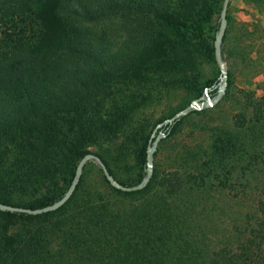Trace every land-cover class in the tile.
Segmentation results:
<instances>
[{"label":"trees","instance_id":"trees-1","mask_svg":"<svg viewBox=\"0 0 264 264\" xmlns=\"http://www.w3.org/2000/svg\"><path fill=\"white\" fill-rule=\"evenodd\" d=\"M216 1L181 0L180 8H174L170 0H0V103L7 107L0 121V165L13 156L7 171L9 186L41 185L58 175L67 176L69 186L80 158L94 153L87 147L121 131L133 109L128 98L112 103V81L121 67L138 83H168L188 62L189 49H203L214 59V42L210 44L206 37L190 30H203L212 22ZM118 13L152 15L161 28L148 25L131 54L116 61L119 52H109L110 41L104 32L97 35L84 22ZM219 22L220 18L217 26ZM216 82L217 78L206 81L196 98L206 87L215 89ZM240 113L238 139L218 137L211 157L202 161L198 150L176 156L173 173L156 183L160 194L125 212L103 198H79L82 174L70 198L54 211L34 215L0 210V220L5 222L0 228V264H39V251L31 239L22 231L8 233V224L63 212L72 221L65 232L80 243L65 254L66 264H264V180L252 205L245 208L239 223L232 224L219 245L211 244L206 224L193 220L199 213L194 212L195 201L207 200L200 191L218 178L208 176L212 169L204 172L213 157L217 172L262 170L264 174V156L258 154L264 153V142L256 147L264 134V102L256 107L254 121ZM183 118L158 131H168L166 137H170ZM149 137L137 151L141 172L131 183L116 178L108 162L95 154L121 184L135 185L145 174ZM240 147L250 155L246 163L236 167L232 156ZM157 154L158 148L153 157ZM102 176L112 190L126 195L142 193L154 183V169L149 183L135 191L113 187ZM218 184L220 189L228 186L226 179ZM64 192L43 194L26 205L12 203L8 196H1L0 202L39 208Z\"/></svg>","mask_w":264,"mask_h":264},{"label":"rangeland","instance_id":"rangeland-1","mask_svg":"<svg viewBox=\"0 0 264 264\" xmlns=\"http://www.w3.org/2000/svg\"><path fill=\"white\" fill-rule=\"evenodd\" d=\"M181 0H170L172 7L180 8ZM223 0H217L213 6L212 22L203 30L191 29L192 34H199L211 43L218 30L216 21L220 18ZM195 13L197 10H194ZM227 26L224 32L223 60L228 75L226 88L219 100L212 106L207 105L199 110L188 113L182 119L177 131L158 143V154L153 157L154 183L142 193L130 195L112 190L104 180L100 166L93 160L88 161L82 169V187L79 198L104 199L121 212L132 209L142 201L154 199L160 194L157 181L173 173L176 156L188 150H198L201 159L211 157V150L218 137H233L238 139L237 124L241 121L240 112L246 119L255 120V109L264 102V0H229L227 11ZM146 19L150 23H146ZM138 21V22H137ZM161 28L160 23L152 15L142 17L131 13L106 14L94 21H85L84 26L97 35L104 32L110 41L109 52H119L114 57L130 55L136 44L146 35L147 26ZM145 31V32H144ZM115 55V54H114ZM184 66L174 74L173 81L168 83L147 82L138 83L128 77L129 71L123 67L116 71L112 103L121 102L126 98L133 107L130 116L121 131L108 140L87 147L90 151L100 154L116 176L124 182H134L141 170L136 161V154L145 140L151 135L154 127L163 119L186 106L202 91L205 82L219 77L220 71L216 58L210 59L200 48L189 49ZM191 60V61H189ZM192 65V67L190 66ZM211 98L216 89L205 91ZM6 105L0 103V121L5 116ZM246 120V121H248ZM244 130V128H243ZM158 131V130H157ZM156 131V132H157ZM247 131H250L247 129ZM250 138V137H249ZM242 139V138H241ZM246 139V138H245ZM238 142H240L238 140ZM264 142V134L257 140V146ZM264 147V146H263ZM249 152L241 148L232 156V164L240 167L247 162ZM264 156V153H258ZM258 155V156H259ZM231 158V159H232ZM13 156L0 165V197L8 196L10 202L26 205L43 194L60 193L68 186L67 176L58 175L51 182L26 188H12L8 183L7 171ZM230 160V158H229ZM202 163V162H199ZM215 157L206 166L204 172L212 169L208 176L218 178L202 193L207 200L195 201L194 221H202L210 229L209 237L212 245H219L232 230V224L239 223L242 212L252 205L254 193L258 194L263 185V171L252 173L217 172ZM145 171V169H144ZM228 183L225 189L216 187L219 180ZM248 193V194H246ZM74 212V211H73ZM74 214V213H73ZM67 212L49 217L35 219L32 222H17L8 224V233L19 231L39 251L36 258L39 264H66L72 247L80 244L70 239L65 232L70 223ZM4 221L0 220V228ZM40 259V261H39Z\"/></svg>","mask_w":264,"mask_h":264},{"label":"water","instance_id":"water-1","mask_svg":"<svg viewBox=\"0 0 264 264\" xmlns=\"http://www.w3.org/2000/svg\"><path fill=\"white\" fill-rule=\"evenodd\" d=\"M228 3H229V0H223V2H222L221 13H220V22H219L218 30L216 32V35L214 38V43H213L214 54H215V58H216L217 64L219 66V71H220V75L218 77V85L219 86L216 90V94L213 98H211L209 96L206 97L207 93L204 92L201 96L193 99L192 101H190L189 104H187L183 108L176 111L170 117L163 119L161 122H159L154 127V129H153V131L149 137L148 144L146 147L145 174H144L143 178L138 183H136L135 185H129V186L121 184L109 172L106 165L103 163V161L101 160V158L98 155H96L95 153H86L78 161L76 168H75L74 177H73L71 183L69 184L68 188L65 190L63 195L59 199L54 201L53 203L45 205L43 207H39V208H29V207L15 206V205L5 204V203L0 202V210L26 212V213L35 215V214H41L44 212L54 211V210L58 209L72 195V193L75 190V187H76V185L80 179L83 167L90 160L95 161L100 166L104 177L110 183V185H112L113 187H116L122 191L140 190L147 183H149V181L152 177V174H153V154L157 149L159 141L166 137V134L168 131H163L161 129V130H159V132L156 135H154V132L157 131L159 128L172 125L177 119H180L181 117L186 116L188 113H190L192 111L199 110L202 107L207 106V105H210V106L214 105L219 100V98L222 96V94L226 88L227 81H228V75L226 72V68H225V64H224V60H223V55L221 53V41H222L226 26H227L226 11H227V7H228ZM207 90H211V87H206L204 89V91H207Z\"/></svg>","mask_w":264,"mask_h":264},{"label":"flooded vegetation","instance_id":"flooded-vegetation-1","mask_svg":"<svg viewBox=\"0 0 264 264\" xmlns=\"http://www.w3.org/2000/svg\"><path fill=\"white\" fill-rule=\"evenodd\" d=\"M214 86H215V89L217 90V88H218V86H219V85H218V82H216V83L214 84ZM208 96H209V95L206 94V97H208ZM209 97H210V96H209ZM158 132H159V131H157V132L155 131V132H154V135H156Z\"/></svg>","mask_w":264,"mask_h":264}]
</instances>
